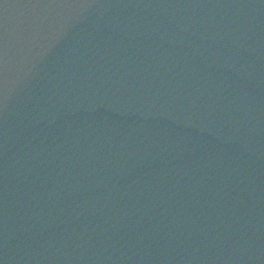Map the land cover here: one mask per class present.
I'll return each instance as SVG.
<instances>
[{"label": "water", "instance_id": "1", "mask_svg": "<svg viewBox=\"0 0 264 264\" xmlns=\"http://www.w3.org/2000/svg\"><path fill=\"white\" fill-rule=\"evenodd\" d=\"M0 264H264V0H0Z\"/></svg>", "mask_w": 264, "mask_h": 264}]
</instances>
